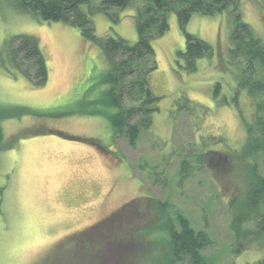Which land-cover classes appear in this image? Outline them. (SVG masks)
Instances as JSON below:
<instances>
[{
	"label": "rangeland",
	"instance_id": "1",
	"mask_svg": "<svg viewBox=\"0 0 264 264\" xmlns=\"http://www.w3.org/2000/svg\"><path fill=\"white\" fill-rule=\"evenodd\" d=\"M263 6L239 2L262 40ZM113 12L117 21L93 17L97 35L136 43V5ZM169 25L153 42L158 69L150 84L159 111L133 148L109 120L102 49L79 28L39 21L0 0V62L9 40L27 34L40 41L49 69L48 83L35 87L0 68V264H170L164 224L169 213L178 227L176 212L209 233L214 243L203 254L210 264L264 259V232L232 228L231 205L254 179L253 160L240 155L254 107L238 88L240 63L231 57L233 7L191 18L187 32L212 48L194 72L179 57L186 35L174 12ZM115 210L109 229L70 239Z\"/></svg>",
	"mask_w": 264,
	"mask_h": 264
},
{
	"label": "trees",
	"instance_id": "2",
	"mask_svg": "<svg viewBox=\"0 0 264 264\" xmlns=\"http://www.w3.org/2000/svg\"><path fill=\"white\" fill-rule=\"evenodd\" d=\"M6 1L39 21L62 22L79 28L86 40L102 49L108 61V70L103 77L107 85L104 102L114 109L109 120L115 137L125 138L133 148L142 132L152 128L155 114L159 111L161 98L152 91L150 84V75L158 69L153 42L169 30V14L176 13L180 28L186 35V50L180 52L179 57L185 62L186 70L194 72L197 61L209 56L212 48L199 36L187 32L188 23L196 13L213 16L232 6L235 26L231 34V57L234 62L240 63L236 64L239 71L238 88L247 92L254 107L252 119L244 122L247 136L240 154L253 160L254 179L243 200L236 207L231 205L232 228L237 235L264 232V40L243 21L239 13L240 0ZM131 5H136V43L132 44L122 37L97 35L93 21L95 15L103 14L117 21L113 10ZM0 68L11 77L22 75L35 87H43L49 81L47 59L40 41L32 35L20 34L9 40L7 61H1ZM156 205L163 204L158 201ZM165 220L164 226L170 236V264H210L203 254L214 243L207 231L194 229L190 220L180 212H176L178 227L171 222L169 213ZM250 224L254 227L251 230L245 227ZM112 225L107 222L97 227L107 230ZM160 227L163 229L162 225H158V229ZM91 233L95 231L81 232L70 239ZM252 264H264V259Z\"/></svg>",
	"mask_w": 264,
	"mask_h": 264
},
{
	"label": "flooded vegetation",
	"instance_id": "3",
	"mask_svg": "<svg viewBox=\"0 0 264 264\" xmlns=\"http://www.w3.org/2000/svg\"><path fill=\"white\" fill-rule=\"evenodd\" d=\"M2 143H3V141H2ZM3 145V144H2ZM1 145V140H0V159H1V152H2V146ZM9 152V151H8ZM116 212V210L112 213H109V214H107L104 218L103 217H101V218H96V221H90V223H91V225L92 226H90V227H88V228H85L84 230H82V231H79V232H93V231H95V232H100V231H102V230H104V229H98V225L99 224H101V223H107L108 222V220L110 219V217L111 216H113L114 215V213ZM97 227V228H96Z\"/></svg>",
	"mask_w": 264,
	"mask_h": 264
}]
</instances>
